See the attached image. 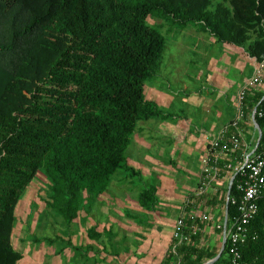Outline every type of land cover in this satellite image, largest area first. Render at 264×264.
<instances>
[{"label":"trees","instance_id":"16d2710c","mask_svg":"<svg viewBox=\"0 0 264 264\" xmlns=\"http://www.w3.org/2000/svg\"><path fill=\"white\" fill-rule=\"evenodd\" d=\"M150 17L164 24L151 25ZM190 25L264 59V0H0V264L21 259L12 246L16 206L39 171L51 183L47 206L68 226L91 211L121 171L142 179L128 165L131 139L140 122L166 117L146 100L145 86L161 68L163 30ZM263 97L249 92L244 102L246 118L257 109L256 153L264 149ZM257 140L256 131L250 152ZM232 176L234 198L240 176ZM157 191L155 183L142 188L143 209H154ZM227 192L209 201L224 204L215 227L224 224ZM258 206L241 264H264V196ZM227 214L231 228L236 206L229 204ZM195 226L200 232L193 235ZM202 227L185 218L189 241L164 264L214 259L222 242L202 245ZM227 252L215 264H231Z\"/></svg>","mask_w":264,"mask_h":264},{"label":"crops","instance_id":"0c3cea01","mask_svg":"<svg viewBox=\"0 0 264 264\" xmlns=\"http://www.w3.org/2000/svg\"><path fill=\"white\" fill-rule=\"evenodd\" d=\"M233 62L239 65L234 67ZM262 64L264 59L259 62L242 48L221 45L199 26L176 30L172 43H166L159 73L146 83L147 93L145 86V97L149 98L146 100L154 102L166 117L140 122L127 150L129 167L142 179L121 177L93 207L97 219L92 218V213L83 212L82 217L87 219L73 223V229L65 236H12V246L21 255L17 264H154L152 258L148 260L146 255L139 254L142 246L153 239L161 243L163 255L159 264H164L173 243V230L163 237L156 233V226L164 218L163 205L178 214L177 220L199 215L205 197L198 187L203 160L209 152L207 138L216 137L234 120L218 101H225L233 86L242 84L240 91ZM173 86L178 88L177 92L171 90ZM255 91L264 92V77L263 85L251 93ZM164 108H170L172 113ZM245 139L252 148V134ZM217 155L222 172L212 184L215 188L209 190L213 195L229 187L233 176L224 167L238 161L224 153ZM138 181L157 185V203L152 211L139 204L141 184L140 190L134 191ZM131 211L140 212L143 217L114 219L113 214ZM47 225L34 223L29 227L39 232ZM19 226L23 230L28 228L23 223ZM215 230L206 242L204 238L209 232L203 224L202 245L218 246L222 242V232L216 227Z\"/></svg>","mask_w":264,"mask_h":264},{"label":"built area","instance_id":"2783aa9c","mask_svg":"<svg viewBox=\"0 0 264 264\" xmlns=\"http://www.w3.org/2000/svg\"><path fill=\"white\" fill-rule=\"evenodd\" d=\"M264 65H259L255 70L252 79L239 91L237 98L238 113L234 120L226 129L220 132L209 143V152L203 160L202 176L199 183L198 191L201 195L209 192L212 184L221 176V168L219 166V158L217 153L227 154L234 158L237 163H229L224 169L231 171L233 174H239L240 179L237 184V197H231L228 205L236 206L238 218L235 224L229 228L227 225L226 236L228 248L227 256L231 264H241V249L246 244L250 236V226L259 212L258 202L264 196V149L259 152H250L249 145L243 135V123L246 119L244 113V102L252 90H256L263 85ZM256 111L252 112L250 119L255 126ZM260 116H264L261 113ZM240 154V157H239ZM227 199V196H226ZM227 209L225 208V218H227ZM194 220L204 223H213L214 216L207 213L199 214ZM185 218L177 220L176 227L173 231V243L170 252L177 254V249L183 243L189 241L190 234L185 235ZM216 229L224 235V224H218ZM200 232L198 227H194L192 234L196 235ZM169 252V253H170ZM175 264H179L176 262ZM248 264V263H244Z\"/></svg>","mask_w":264,"mask_h":264},{"label":"rangeland","instance_id":"374dc122","mask_svg":"<svg viewBox=\"0 0 264 264\" xmlns=\"http://www.w3.org/2000/svg\"><path fill=\"white\" fill-rule=\"evenodd\" d=\"M148 23L151 25H157V26L164 24L162 20L157 19V18H152V17L148 19ZM176 30H180V29H177V27L172 26V27H167L163 30V35L168 44L172 43ZM231 65L235 67V66H238L239 63L233 62L231 63ZM232 74L234 75L237 74L235 68L233 69ZM241 85L242 84L233 86L232 90L230 91L231 95L225 101L217 100L218 104L220 105L222 104L228 110V113L230 114V118H232V116H234L235 118V116L238 113L237 98H238L239 89L242 87ZM146 88H147V91H146L147 93L148 86H146ZM171 90L174 92H177L178 88L173 86ZM146 98L149 100L147 95H146ZM164 111H166L167 113H172L170 108H164ZM252 112H249L248 115L249 116L252 115ZM244 121L245 122L243 123V135L246 138L248 137V134H252V141L254 144L256 140V128L253 125L250 117H247ZM212 137L209 136L207 138V141L209 143H211L213 139ZM127 175L128 174L126 172L121 171L119 175H117L116 178L114 179V182L112 185H114L115 182L120 181L121 177H125ZM116 184L114 186H116ZM139 184H141V186ZM50 185L51 183L47 180L44 172L39 171L36 177L34 178V180L31 182V184H29L27 188L24 189L21 195V198L16 206V222H15V227L13 230L14 234L12 236L17 237V235L18 236L22 235V236H30V237L38 236V237L53 238L57 235L65 236V234H69V232H71L73 228L71 226H68V224L65 223V221L61 217H58V215L52 209H50L46 204ZM138 185L141 187L140 189H142L143 187H146L148 184L146 185L145 183H141L138 181L134 184V191L140 190ZM212 188H215V186H213ZM210 192L211 191L205 194L204 200H202L203 201L202 209L200 211L198 210L199 212L198 214L207 213L211 216H214V220L216 221V218H215L216 212L219 211L218 214L222 213L224 210V204L223 202H218L217 206L211 205L209 201L214 195L213 193H210ZM224 193H225V190L219 191V194L222 195L219 197L221 200L224 197ZM161 204L162 203H159V206H161ZM92 209L93 211H90L89 213H92L91 215L93 219H97L96 217L97 213L94 211V208ZM162 209L164 213V218L161 219V223L158 226H156V229H155L156 233H159L161 237H163L166 234H170L172 230L174 231L176 227V223H177V216H178V214L175 213L168 206L163 205ZM82 216L83 215L81 214V216L79 217V220L87 219V218L86 219L83 218ZM113 216L115 220H130L132 219L131 217H134V216H137L138 218L143 217L142 214H140V212H135V211H131V213L129 214H124L123 212L121 214L116 213V214H113ZM22 223L26 224V226L28 227L26 230L25 229L23 230L20 228L19 224H22ZM34 223H40L41 226L43 224L44 225L48 224V225L44 229H40L39 232H36L29 227L31 226V224H34ZM204 227L207 229V232H209V235L207 233L206 238H204V240L208 242V240L212 236V233L216 231L215 224L212 225V224L204 223ZM151 228H153V226L149 227V229ZM201 240H203V238H201ZM58 247H61V245H59ZM142 247L144 249L139 251L140 255H144V256L146 255L148 260L152 258L154 264L160 263V259L163 255V251H161V243L159 240L153 239L150 242L146 243V245H143ZM77 258H78V261H80L81 259L80 255Z\"/></svg>","mask_w":264,"mask_h":264},{"label":"water","instance_id":"95a60500","mask_svg":"<svg viewBox=\"0 0 264 264\" xmlns=\"http://www.w3.org/2000/svg\"><path fill=\"white\" fill-rule=\"evenodd\" d=\"M263 100H264V97H263ZM256 110L257 109H255L254 111H256ZM255 123H256L255 128H256V131L258 132V140H257L256 148L253 150V152H256L257 147L259 146L261 138H262V134H261V132L259 130L258 124H257L256 121H255ZM234 181H235V177H232V179L230 180L229 187H228V192H227L226 209L228 207V200L230 199V196H231V189H232ZM227 225H228V221H227V218H225V221H224L225 232H224V235H223L221 249L219 251V254L214 259L208 261L205 264H215L222 257V255H223V253L225 251L226 245H227V236H226Z\"/></svg>","mask_w":264,"mask_h":264}]
</instances>
